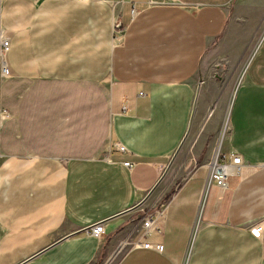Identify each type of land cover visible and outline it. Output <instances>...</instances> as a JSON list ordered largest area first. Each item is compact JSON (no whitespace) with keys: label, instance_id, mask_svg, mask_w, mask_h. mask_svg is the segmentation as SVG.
<instances>
[{"label":"crops","instance_id":"obj_1","mask_svg":"<svg viewBox=\"0 0 264 264\" xmlns=\"http://www.w3.org/2000/svg\"><path fill=\"white\" fill-rule=\"evenodd\" d=\"M263 19L264 0H0V264H264V37L216 146L242 156L227 186L202 163L150 203L216 112L203 62L236 57ZM144 206L162 211L146 235Z\"/></svg>","mask_w":264,"mask_h":264},{"label":"rangeland","instance_id":"obj_2","mask_svg":"<svg viewBox=\"0 0 264 264\" xmlns=\"http://www.w3.org/2000/svg\"><path fill=\"white\" fill-rule=\"evenodd\" d=\"M263 37L264 19L262 23L257 25L251 38L245 41V46L236 57H228V59L219 58L217 60H212L211 62H203L199 76L200 78H203L204 81L202 84L204 91L202 106L206 110L205 114L207 112L209 113V110L213 108L214 105L216 106V112L209 117L206 124L203 122L197 133L190 137L177 151L172 166L167 171L163 183L165 194L161 199L159 198V200L150 199L151 205H160L161 203L165 205L170 195L200 164L204 163L210 169L209 165L214 157L220 133L224 129L226 115L230 112L236 88L242 81L253 54L260 45ZM228 129L229 124L225 136L227 135ZM206 136L207 139L203 145L204 147L201 148L202 150L197 151L198 144L196 145V141L199 139L201 141ZM140 203L142 204V201L138 200L134 204L136 209ZM146 208L148 207H145V210L137 211L142 214L147 210Z\"/></svg>","mask_w":264,"mask_h":264},{"label":"built area","instance_id":"obj_3","mask_svg":"<svg viewBox=\"0 0 264 264\" xmlns=\"http://www.w3.org/2000/svg\"><path fill=\"white\" fill-rule=\"evenodd\" d=\"M0 46H1V55H0V77H7L10 74V68L8 62L6 61L4 54L10 48V39L7 37L2 31H0ZM8 113L2 109H0V122L6 117ZM119 150L126 151V146L123 144H119L117 146ZM242 163V156L237 151L230 149L228 151H224L220 148L214 165L210 168L209 178L210 181H213L219 187H226L228 183V176L234 170H236L239 165ZM124 165L126 167H132L133 163L130 161H125ZM162 211L148 208L144 213L140 215L139 222L140 226L143 229V233L146 235L150 233L151 229L156 225V221ZM88 232L91 236L95 238H100L105 232V221L100 220L95 223H92L88 228ZM257 233V232H256ZM136 245L156 248L159 250L163 249L162 244L152 243L149 241L137 242ZM109 264V263H105Z\"/></svg>","mask_w":264,"mask_h":264},{"label":"water","instance_id":"obj_4","mask_svg":"<svg viewBox=\"0 0 264 264\" xmlns=\"http://www.w3.org/2000/svg\"><path fill=\"white\" fill-rule=\"evenodd\" d=\"M123 246L124 245H119V247L115 250V252L113 253V255L110 257V259H109V261L116 255V253L118 252V251H120L122 248H123Z\"/></svg>","mask_w":264,"mask_h":264},{"label":"bare ground","instance_id":"obj_5","mask_svg":"<svg viewBox=\"0 0 264 264\" xmlns=\"http://www.w3.org/2000/svg\"><path fill=\"white\" fill-rule=\"evenodd\" d=\"M214 156H215V154H214ZM216 156H217V155H216ZM216 156L213 157V159H212L213 161L210 162V163H211V164H210V168L214 165V163H215V159H216Z\"/></svg>","mask_w":264,"mask_h":264}]
</instances>
